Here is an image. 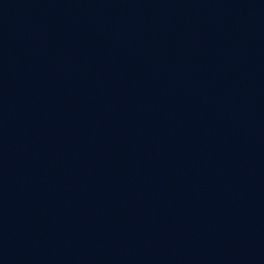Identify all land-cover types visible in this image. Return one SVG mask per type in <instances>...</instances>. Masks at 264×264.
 <instances>
[{
    "label": "water",
    "instance_id": "water-1",
    "mask_svg": "<svg viewBox=\"0 0 264 264\" xmlns=\"http://www.w3.org/2000/svg\"><path fill=\"white\" fill-rule=\"evenodd\" d=\"M0 264H264V0H0Z\"/></svg>",
    "mask_w": 264,
    "mask_h": 264
}]
</instances>
